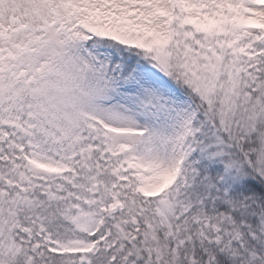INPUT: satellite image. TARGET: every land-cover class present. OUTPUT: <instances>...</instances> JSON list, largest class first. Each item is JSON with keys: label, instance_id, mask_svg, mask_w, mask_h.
Returning <instances> with one entry per match:
<instances>
[{"label": "snow or ice", "instance_id": "1", "mask_svg": "<svg viewBox=\"0 0 264 264\" xmlns=\"http://www.w3.org/2000/svg\"><path fill=\"white\" fill-rule=\"evenodd\" d=\"M0 264H264V0H0Z\"/></svg>", "mask_w": 264, "mask_h": 264}]
</instances>
